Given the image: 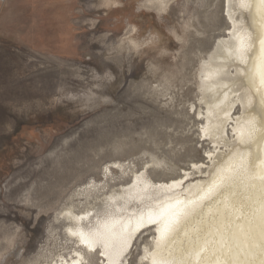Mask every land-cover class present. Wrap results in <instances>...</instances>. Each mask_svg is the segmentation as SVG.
Here are the masks:
<instances>
[{
	"label": "rangeland",
	"instance_id": "rangeland-1",
	"mask_svg": "<svg viewBox=\"0 0 264 264\" xmlns=\"http://www.w3.org/2000/svg\"><path fill=\"white\" fill-rule=\"evenodd\" d=\"M151 1L0 0V264L67 256L60 213L74 191L105 183L89 198L100 205L130 180L104 178L107 164L137 171L154 157L149 176L167 179L206 161L197 69L227 30L223 0Z\"/></svg>",
	"mask_w": 264,
	"mask_h": 264
},
{
	"label": "bare ground",
	"instance_id": "bare-ground-1",
	"mask_svg": "<svg viewBox=\"0 0 264 264\" xmlns=\"http://www.w3.org/2000/svg\"><path fill=\"white\" fill-rule=\"evenodd\" d=\"M169 2L152 0L150 6L162 11ZM222 4L227 30L197 69L198 133L212 144L206 161L191 162L167 179L149 176L148 168L160 163L154 157L137 171L120 162L107 164L104 178L117 170L121 176L130 171V180L103 192L100 205L89 198L98 199L92 191L105 189V183L92 180L74 191L60 214L76 247L45 264H84L87 253L99 264H125L137 243L136 264H151L153 257L168 264H264V4ZM75 200L86 201L83 210L73 209ZM150 214L178 221L166 242L158 231L163 224L147 222ZM141 217L147 225L142 231L149 234L140 242L135 228ZM98 231L99 236L90 235Z\"/></svg>",
	"mask_w": 264,
	"mask_h": 264
},
{
	"label": "snow or ice",
	"instance_id": "snow-or-ice-1",
	"mask_svg": "<svg viewBox=\"0 0 264 264\" xmlns=\"http://www.w3.org/2000/svg\"><path fill=\"white\" fill-rule=\"evenodd\" d=\"M260 2L264 4V0H260ZM246 6H248V0H241V7H246ZM261 43L264 44V41H262ZM262 82H264V79H262ZM147 222L149 224H156V223L163 224V226L160 229H158V231L160 233V242H166L170 238V235L172 231L174 230L175 223H177L178 221H160L158 219H154L152 215L150 214ZM143 227H144V218L141 217L137 222V227L135 228V231H139ZM104 228L107 229L108 226L104 225ZM90 235L99 236L100 232L98 231ZM81 236L83 238V234H81ZM85 242H87V240H85ZM151 264H168V261L162 257L159 259H157L156 257H153Z\"/></svg>",
	"mask_w": 264,
	"mask_h": 264
}]
</instances>
